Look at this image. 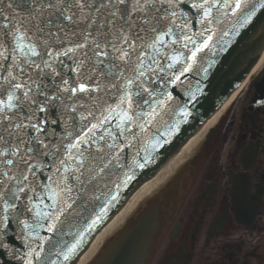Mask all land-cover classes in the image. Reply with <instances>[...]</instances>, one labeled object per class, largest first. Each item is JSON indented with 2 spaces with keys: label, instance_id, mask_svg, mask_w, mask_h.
I'll use <instances>...</instances> for the list:
<instances>
[{
  "label": "snow or ice",
  "instance_id": "snow-or-ice-1",
  "mask_svg": "<svg viewBox=\"0 0 264 264\" xmlns=\"http://www.w3.org/2000/svg\"><path fill=\"white\" fill-rule=\"evenodd\" d=\"M260 17L264 0H0L3 264H73Z\"/></svg>",
  "mask_w": 264,
  "mask_h": 264
},
{
  "label": "flooded vegetation",
  "instance_id": "flooded-vegetation-1",
  "mask_svg": "<svg viewBox=\"0 0 264 264\" xmlns=\"http://www.w3.org/2000/svg\"><path fill=\"white\" fill-rule=\"evenodd\" d=\"M254 84L153 195L160 223L147 264H264V104L251 103Z\"/></svg>",
  "mask_w": 264,
  "mask_h": 264
},
{
  "label": "water",
  "instance_id": "water-1",
  "mask_svg": "<svg viewBox=\"0 0 264 264\" xmlns=\"http://www.w3.org/2000/svg\"><path fill=\"white\" fill-rule=\"evenodd\" d=\"M263 48L264 17H260L259 20L254 18L252 24L241 29V34L234 38L228 50L220 54L218 63L210 77L211 83L206 89L207 95L201 98V106H198L195 110L193 117L189 118L187 124L181 126V131L171 139L169 144L158 151L159 156L155 158L151 165L144 170H138L136 179L125 190L123 199L112 209L110 214L118 210L126 197L142 182L149 179L158 167L191 135L195 128L239 85L256 63ZM157 211L156 204H153L135 224L132 221L127 222L125 227L107 244L92 264H146L151 241L158 227ZM104 222L98 227L97 231Z\"/></svg>",
  "mask_w": 264,
  "mask_h": 264
},
{
  "label": "bare ground",
  "instance_id": "bare-ground-1",
  "mask_svg": "<svg viewBox=\"0 0 264 264\" xmlns=\"http://www.w3.org/2000/svg\"><path fill=\"white\" fill-rule=\"evenodd\" d=\"M264 62V51L262 52L261 57L251 69L249 73V77L255 74V72L260 68L262 63ZM248 78L245 79L240 88L235 91L228 100L224 103V105L214 114L212 118H210L203 126L200 128L185 144L184 146L176 153L170 160H168L163 167L156 173V175L145 182L127 201L125 206L113 217V219L105 226L101 232H99L89 247L81 253V257L79 258L77 264H86L89 259L94 255V253L98 250L99 246L105 241L107 237H109L115 229H117L125 220V218L133 211V209L137 206V204L142 201L147 195L152 194L158 188L162 186V184L169 179L171 174H173L176 170V167L180 164L184 158L188 155L190 150L196 146L203 138L206 131L213 126L217 118L220 114L230 105L233 101L234 97L240 91V89L247 83Z\"/></svg>",
  "mask_w": 264,
  "mask_h": 264
},
{
  "label": "rangeland",
  "instance_id": "rangeland-1",
  "mask_svg": "<svg viewBox=\"0 0 264 264\" xmlns=\"http://www.w3.org/2000/svg\"><path fill=\"white\" fill-rule=\"evenodd\" d=\"M264 68V62L262 63V65L260 66V68L255 72V74L253 76H251V78L249 79V82L245 85V87L243 88V90L237 94V98L234 101V103L229 107V109L226 111L225 113V117L228 118L230 116V119H232L235 116L236 110H237V102L243 98L244 94L247 93L248 87L249 85H251L252 83L256 82V80L258 79L260 73L262 72ZM236 123V122H235ZM151 201V197H149L148 201H145L143 204L140 205L141 206H145L147 205V202L150 203ZM109 240V238L103 243V245L101 246L100 249H98L94 256L88 260V262L86 264H90L92 262V260L94 259V257L98 254V252L102 249V247L105 245V243Z\"/></svg>",
  "mask_w": 264,
  "mask_h": 264
}]
</instances>
